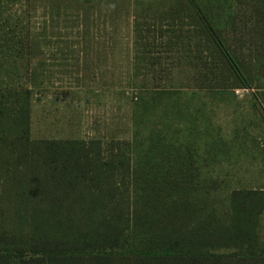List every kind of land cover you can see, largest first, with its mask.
Masks as SVG:
<instances>
[{"label": "trees", "instance_id": "trees-1", "mask_svg": "<svg viewBox=\"0 0 264 264\" xmlns=\"http://www.w3.org/2000/svg\"><path fill=\"white\" fill-rule=\"evenodd\" d=\"M95 2L130 4L133 38L138 16L167 17L190 35L172 29L173 38L153 40L155 69L133 99L132 137L105 146L31 139L40 74L27 56L24 67L21 57L2 58L0 264H264V186H223L210 175L247 142L257 148L244 126L223 134L215 110L240 101L239 89L264 115V0H0V17L18 5ZM23 43L34 59L38 42Z\"/></svg>", "mask_w": 264, "mask_h": 264}, {"label": "rangeland", "instance_id": "rangeland-1", "mask_svg": "<svg viewBox=\"0 0 264 264\" xmlns=\"http://www.w3.org/2000/svg\"><path fill=\"white\" fill-rule=\"evenodd\" d=\"M77 6V7H76ZM116 7V6H115ZM115 7L111 4L105 2H95L93 4H77L70 5V7H59L56 6H46L43 3H37L34 6H25L23 10L22 7L13 6L11 10L4 12L2 17H0V34L6 36L7 38H0V67H7L5 61H1L2 58H12L13 55L21 57L18 63L21 67L25 65V57L28 58L29 66L28 69L37 71L41 79L42 76L47 77L46 68L41 67V53L42 50L46 51V46L48 42L54 40L52 38H64L68 44L72 45V40L74 42L81 40V38H88L91 42L89 44L94 45L97 41L101 39L102 46L105 51H109L113 48L114 52L120 53V45L118 49L114 47L111 38H128L129 30L131 32L134 22L133 8L129 4H120ZM17 10V24L15 25V20H12L14 11ZM118 11L117 14L115 12ZM121 11V12H119ZM123 11V13H122ZM11 13V14H10ZM129 13V16H126ZM2 14V13H1ZM137 28L140 33V38H173L171 35V30H176L174 32V38H188L190 35L187 27L185 25L177 24V22H170L169 18L153 20L149 16L137 17ZM162 28L164 31L163 36L159 35L158 29ZM116 30V32H115ZM10 36V38H8ZM32 36V38H31ZM78 38V39H77ZM133 38V32H132ZM165 39V40H166ZM237 39V38H234ZM37 41L38 43L33 46L32 55L38 53L37 56L29 58V53H25V45L23 41ZM58 40V39H55ZM225 40L232 44L233 38H225ZM162 41V40H161ZM20 43V44H19ZM22 43V44H21ZM63 44V43H62ZM78 45H83V43H76ZM117 46V45H116ZM235 50L234 46L232 47ZM253 53L257 52L255 46H252ZM71 50V49H70ZM75 52H83V48L74 49ZM246 48L243 52L246 53ZM9 52H11L9 54ZM47 52V51H46ZM13 54V55H12ZM23 55V57L21 56ZM117 55V54H116ZM119 55V54H118ZM33 59V60H32ZM32 60V61H31ZM39 65H35L38 64ZM35 65V66H34ZM161 68L165 69L166 64L162 60ZM177 69V67H175ZM179 69L187 71L189 69L188 65L180 66ZM172 73L175 70L171 71ZM45 73V74H44ZM122 72L118 69L114 70V75L112 76L115 85L123 79L121 76ZM173 75V74H172ZM70 80L69 82H71ZM68 82V80H67ZM117 87H114V90ZM40 86L34 88L33 91V102L31 103V128L30 137L34 140H41L44 137L42 134L47 130L42 129L41 125V102H40ZM264 92V91H260ZM133 93V90H125L121 92H113L111 109L110 103L107 99V119L108 115L112 114L111 123L107 122V141L111 138L116 139H128L130 136V107L128 105L129 96ZM251 93V91L246 90H236L234 94L240 99V101H232L228 104H220L215 110L218 120L217 124L222 126V133L228 134V128L226 127H242L246 129V133L250 134L249 137L254 138L257 148H249L246 151L240 150V155L232 158L231 163L226 162L219 165L218 168L212 169L210 175L216 178L221 185H231V186H247V187H259L264 186V115L263 109L261 107L254 108L250 106L248 100L245 99V95ZM95 108L94 106H91ZM62 113L65 109L61 107ZM100 110L97 109L95 114ZM65 116L62 115V119ZM71 123H64L60 126L62 137H72L69 128H71ZM97 125V124H96ZM88 126V125H87ZM82 129L84 125H81ZM96 127V126H95ZM230 129V128H229ZM241 134L244 132L241 131ZM47 133L45 132V135ZM83 134V133H82ZM232 165H228V164ZM214 180V179H213ZM260 237H264V214L260 216ZM261 237V238H262Z\"/></svg>", "mask_w": 264, "mask_h": 264}, {"label": "crops", "instance_id": "crops-1", "mask_svg": "<svg viewBox=\"0 0 264 264\" xmlns=\"http://www.w3.org/2000/svg\"><path fill=\"white\" fill-rule=\"evenodd\" d=\"M52 39L46 46L47 52L44 48L41 53V67L47 69V77L42 76L40 84L41 125L42 129L47 128L41 140H99L104 146L114 141L130 140L133 99L140 83L149 78L151 70L155 69L149 65L148 59L156 55L157 49L152 42L158 38H132V30H129L128 38H111L116 50L121 43L120 53L114 52L113 48L105 51L101 39L94 45L89 44L91 41L88 38L76 42L73 39L72 45L64 38ZM76 48H83V52H75ZM116 69L123 76L117 85L112 79ZM114 87L117 89L114 90ZM129 89L133 90L126 98L130 107V136L128 139H116L111 138L109 132L110 140L107 141V122L112 121V114L107 119V99L111 109L113 92ZM61 107L65 109L63 113ZM97 109L100 111L95 114ZM64 121L72 124L68 129L72 137L61 136L60 126Z\"/></svg>", "mask_w": 264, "mask_h": 264}]
</instances>
